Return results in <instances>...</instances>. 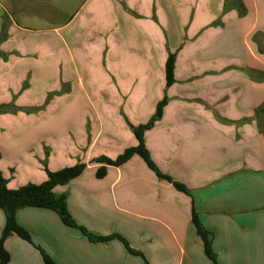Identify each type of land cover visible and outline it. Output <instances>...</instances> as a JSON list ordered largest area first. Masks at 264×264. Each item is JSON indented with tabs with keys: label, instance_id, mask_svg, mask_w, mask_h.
I'll use <instances>...</instances> for the list:
<instances>
[{
	"label": "crops",
	"instance_id": "1",
	"mask_svg": "<svg viewBox=\"0 0 264 264\" xmlns=\"http://www.w3.org/2000/svg\"><path fill=\"white\" fill-rule=\"evenodd\" d=\"M28 1L0 0V106L19 112L38 106L41 99L31 93L36 85L45 92L53 79H64L68 61L60 49L68 39L75 48L94 49L99 76L90 77L92 86L104 80L97 89L119 97L122 112L147 115L118 126L125 140L113 154L95 151L99 130L90 151L72 162L85 170L55 192L66 195L77 228L48 209L17 212L31 243L8 237V264H43L37 248L54 264H213L191 222L192 207L211 234L217 264H264V0H86L79 10L87 17L74 33L66 25L38 31L44 35L38 39L27 36L25 25L42 17L32 10L35 0ZM169 54L175 55V82L166 88ZM141 80L156 81L155 91H136ZM147 96H154L151 104L142 106ZM164 97L161 119L144 134L145 147L160 173L190 196L137 156L120 167L95 162L135 147L127 125L148 121ZM22 116H0V173L9 190L43 183L45 170L62 169L68 155L66 141L51 137L46 122ZM118 127L112 125L114 134ZM101 167L105 175L98 179ZM4 226L0 210V237ZM78 228L117 235L125 244L90 242Z\"/></svg>",
	"mask_w": 264,
	"mask_h": 264
},
{
	"label": "rangeland",
	"instance_id": "2",
	"mask_svg": "<svg viewBox=\"0 0 264 264\" xmlns=\"http://www.w3.org/2000/svg\"><path fill=\"white\" fill-rule=\"evenodd\" d=\"M85 1L86 0H40V3L37 4L35 0L32 10L35 14L42 17L40 19L32 18V23L25 25V28L30 32V35L27 36L29 38L34 36V39H38L44 36L42 34L36 35L38 31L51 30L50 32H53L52 29L63 28L66 25V29L74 33L76 28L81 25L87 17L86 9L82 11L79 10V7ZM22 2L23 4L27 2L29 4L28 0H22ZM42 18H46V21L43 22ZM118 24H120V22H116V25ZM61 34L63 35L64 33L61 32ZM48 36L53 37L54 35L47 34V37ZM262 47L264 49V43ZM60 50L61 55L68 61L64 76H62L63 74H58V78L62 76L64 79H53L49 83L50 86L48 85V87H45V92L41 91L42 87L40 88V84L36 85L37 87H35L31 93L33 98L36 97V99H41L38 102V106L21 112L16 109L12 111L9 106H0V116L5 114H17L23 115L22 118L24 119L28 118L46 122L51 127V137L60 136L66 141L68 155L65 163H59V166H63V169L70 167L73 161H78L79 156L87 154L90 151V140L99 130L103 131L99 134L101 137L96 145L95 151H102L104 154H113L112 152H115L116 148L125 140L124 135L123 137L120 135L118 126H121L122 123L124 125L128 124L127 118H130L131 121L135 123L136 120H138L137 114L139 119L144 120L142 117H145L147 113H143V111H141L142 109L137 112H122L120 102L118 101L119 97L114 98L110 93L108 96L105 92L97 89L98 87L101 88L105 83V81L100 78H98V80L93 83L94 86H92L90 77H96L98 75L94 73L93 48H75L67 39V47H61ZM138 82L139 81H137V85L134 86L136 91L144 89L147 91V95L152 90L155 91L156 81L152 80L145 83L141 80L139 83ZM22 84L21 90L25 91L28 88L27 81H24ZM153 97L154 96H147L142 106H150V100L153 99ZM139 98L141 97H137L136 100ZM108 104H113L115 106H111L109 109ZM135 104L138 105V103ZM150 119L151 117L147 120L149 121ZM148 121H145L142 125L147 124ZM112 125L118 127V131L115 134L114 130L111 128ZM138 126L139 125H136L135 127ZM127 127L132 133L129 125H127ZM111 138L114 139L110 140ZM45 164L46 162L44 161L42 164L44 170L46 169Z\"/></svg>",
	"mask_w": 264,
	"mask_h": 264
},
{
	"label": "trees",
	"instance_id": "3",
	"mask_svg": "<svg viewBox=\"0 0 264 264\" xmlns=\"http://www.w3.org/2000/svg\"><path fill=\"white\" fill-rule=\"evenodd\" d=\"M174 64L175 55L169 54L164 66L166 88L171 87L175 82ZM166 104L167 99L164 97L156 105L155 112L147 124L139 125L138 127H131L132 134L137 141V145L135 147L126 149L114 160L106 157H99L95 160V162L106 166L120 167L129 162L134 156H137L144 162L148 169L156 175L157 178L170 183L177 191L190 196L187 189L182 184L174 182L168 176L160 173L151 160L150 154L145 147L144 134L147 130H150L153 127L156 121L161 119L163 109ZM85 167V164H75L74 166L63 168L56 172H49L45 170L47 176L46 181L38 185L28 184L16 190H9L7 188V182L0 173V210H2L5 215V226L0 237V264L9 263V255L4 248V243L8 237L14 235L28 243H31L29 235L16 223L15 217L17 212L20 210L27 208L48 209L56 212L66 227L77 228L67 212L66 195L56 194L55 190L58 187L66 186L70 181L78 178L85 170ZM104 175L105 167L99 168L96 172V177L100 179ZM191 222L196 230V235L203 246L206 258H208V260H210L213 264H217L216 256L212 250L211 234L202 226L193 207L191 209ZM78 229L90 242L104 243L110 240L118 239L124 243V240L117 235L103 237L90 233L83 228ZM37 250L41 255L43 264H54L52 259L44 251L39 248H37ZM129 252L133 255H139L137 252L132 250H129ZM145 264L148 263L146 262Z\"/></svg>",
	"mask_w": 264,
	"mask_h": 264
}]
</instances>
